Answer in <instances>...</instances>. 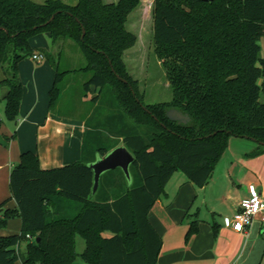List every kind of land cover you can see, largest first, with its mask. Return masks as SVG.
I'll return each mask as SVG.
<instances>
[{
    "label": "trees",
    "instance_id": "1",
    "mask_svg": "<svg viewBox=\"0 0 264 264\" xmlns=\"http://www.w3.org/2000/svg\"><path fill=\"white\" fill-rule=\"evenodd\" d=\"M139 3L0 0L6 117L19 118L24 93L19 64L33 53L32 37L44 32L53 42L71 39L78 45L86 60L81 70L91 74L85 89L95 88L92 99L105 106L88 121L79 160L44 169L38 154L26 151L13 166L10 199L17 206L0 204V230L19 216L22 231L0 235V264H74L78 256L87 264H156L163 239L148 216L173 174L182 171L201 187L230 137L264 145V0H155L153 35L173 98L147 104L124 62L125 50L137 40L128 31V17ZM58 66L51 108L68 73ZM170 108L188 114L190 121L171 120ZM121 141L135 157L131 184L118 167L102 174L93 194L89 164ZM197 227L191 224L186 238ZM78 235L86 241L80 254Z\"/></svg>",
    "mask_w": 264,
    "mask_h": 264
},
{
    "label": "crops",
    "instance_id": "2",
    "mask_svg": "<svg viewBox=\"0 0 264 264\" xmlns=\"http://www.w3.org/2000/svg\"><path fill=\"white\" fill-rule=\"evenodd\" d=\"M30 43L35 48L32 54L39 52L47 58L45 52L49 53L53 38L44 32L32 37ZM19 70L22 85L24 81V93L18 120H9L5 115L6 106L0 108V118L3 119L0 128V181L6 186L7 195L11 170L23 152H36L44 169L70 165L81 158L83 139L90 130L88 121L95 119L91 109L86 116L80 117L50 107L49 94L57 74L53 65L51 69L46 63L32 66L27 85L24 64H19ZM4 78L5 71L0 67V80ZM8 90V86L0 87L3 96ZM87 92L97 90L91 88ZM66 93L63 91L61 94ZM3 102L6 103L5 100ZM248 141L230 137L227 150L237 158L225 164L218 179L214 178L213 173L227 151L204 186H196L187 175L173 192L168 190V185L174 176L166 184L165 193L152 206L148 216L149 222L163 239L156 264H264L263 220L256 217L245 232L235 231L226 224V219L236 212L239 203L248 195L249 184H255L264 193V150L251 156L249 152L256 145L254 147ZM119 145L124 144L121 141ZM207 191L211 198V212L218 216L217 219L213 217V222L200 216V208L191 212L199 194ZM203 200L207 202L206 197ZM10 204L17 206L15 200ZM194 222L198 230L186 238ZM103 235L110 236V233L104 232ZM83 240L80 235L76 238L77 245L81 242V251L86 248V241ZM78 263L81 264L79 259Z\"/></svg>",
    "mask_w": 264,
    "mask_h": 264
},
{
    "label": "rangeland",
    "instance_id": "3",
    "mask_svg": "<svg viewBox=\"0 0 264 264\" xmlns=\"http://www.w3.org/2000/svg\"><path fill=\"white\" fill-rule=\"evenodd\" d=\"M35 1L44 2L46 0ZM63 1L69 4L77 3V0ZM103 1L105 3H113L118 0ZM154 1L155 0H140L139 5L129 14L127 28L128 31L136 35L137 40L134 45L125 50L126 52L124 53L125 65L130 75H132V77L137 80L138 89L142 98H144L145 104L170 101L173 98L172 85L171 81L168 78V68L164 65V59L160 58L158 55V50L153 35V10L155 6ZM260 44L263 47L262 54L264 55V39H261ZM42 48L45 47L43 46ZM32 49L34 50L35 48L32 47ZM47 54L49 55V57L44 58L42 62L34 60L32 54L25 56L21 60L20 65L24 64V78L26 80V85L27 83H29V69L32 66L44 65L46 63L51 69L52 65L54 66L55 64H58L60 71L68 72L65 74L62 81L63 91H66L67 93L61 94L59 96L57 103L53 106L54 110H62L67 113L70 112L71 114L74 113L75 116L80 117L86 116L87 112L90 109L92 114H95L96 111L101 114L105 110L103 102H101L100 100L96 102L92 98L93 96H97V93L87 92V90L85 89L84 82L90 77L91 74L87 71L81 70L83 69V66L86 65V60L84 58V55L81 53L78 45L71 39H67V41L59 40L57 42H53V45L51 46L49 53L47 52ZM21 75H23L22 70ZM5 96H3L2 92L0 91V98H4ZM110 97L112 98L111 93ZM105 98H109L108 94ZM3 101L4 99L0 100V108L2 109H4L6 106V103L4 104ZM232 137L240 140H249L252 142L250 144H253L254 147L256 145V148H254L252 152H249L251 156L259 154V150H264V145L259 144L256 141L245 137ZM244 157L247 158L246 155ZM235 158L237 157H234L232 152H229L227 150L220 163L218 164L215 172L213 173L214 178L218 179L220 176L219 173L220 171H223L225 164L230 162L231 160H235ZM182 178H187V176L182 171L175 173L174 177L168 185V190L173 192ZM8 190L10 192V183ZM6 191L7 189L4 185V182L0 181V199H2L0 200V204L7 201L4 205V208H9L13 206L12 204H10V201H14V199H10V193L8 192L7 195ZM5 194L7 196H5ZM209 194L210 193L208 191L201 192L197 201L193 205L194 208L191 212L194 213L198 210V208H200V216L207 221L213 222V217L217 219L218 216L215 213L213 215V213L211 212L212 205H210L211 198L209 197ZM204 197L207 198V202L203 200ZM190 218L193 219L194 216H190ZM21 231L22 220L19 216H14L7 220L4 229L0 230V235L9 236L12 233H21ZM77 251L79 254L83 252L81 251V242H79L77 245ZM78 257L81 261V264H87L85 261H83L82 257ZM15 264L22 263L21 261H18Z\"/></svg>",
    "mask_w": 264,
    "mask_h": 264
},
{
    "label": "water",
    "instance_id": "4",
    "mask_svg": "<svg viewBox=\"0 0 264 264\" xmlns=\"http://www.w3.org/2000/svg\"><path fill=\"white\" fill-rule=\"evenodd\" d=\"M205 2L207 1H213V0H203ZM55 15L51 17V20L54 18ZM85 28L83 29V35L85 34ZM138 101H140L139 98H137ZM168 114V117L177 122H183L187 123L190 121V116L188 114H185L181 110L175 109V108H170L166 112ZM134 154L125 146V145H118L117 148L109 151L105 155H97L96 160L92 161L89 165L94 171V187L92 190V193L94 194L96 190L99 187L101 176L104 172L112 169H116L120 167L124 174L125 177H127L128 182L131 184L132 182V177H131V172H130V167L134 162ZM74 264H79L78 262H75Z\"/></svg>",
    "mask_w": 264,
    "mask_h": 264
},
{
    "label": "built area",
    "instance_id": "5",
    "mask_svg": "<svg viewBox=\"0 0 264 264\" xmlns=\"http://www.w3.org/2000/svg\"><path fill=\"white\" fill-rule=\"evenodd\" d=\"M33 58L42 61L45 55L36 52ZM248 189V195L239 203L236 212L226 219L227 226L238 232H245L256 217L264 222V193L255 184H249Z\"/></svg>",
    "mask_w": 264,
    "mask_h": 264
}]
</instances>
